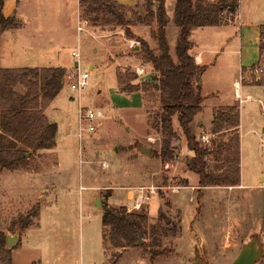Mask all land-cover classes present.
Returning a JSON list of instances; mask_svg holds the SVG:
<instances>
[{
	"label": "rangeland",
	"instance_id": "rangeland-1",
	"mask_svg": "<svg viewBox=\"0 0 264 264\" xmlns=\"http://www.w3.org/2000/svg\"><path fill=\"white\" fill-rule=\"evenodd\" d=\"M35 1L36 4L32 0L19 4L14 10L12 18L17 26L4 32L1 66H50L58 62L55 54L60 51L61 57L68 56L80 42L84 67L92 72L82 104L102 109L107 118L96 132L85 131L80 139L78 94L66 82L47 109L49 120L59 126L57 148L34 152L27 167L19 170L0 169V264L2 250L13 252L14 264H195L198 258L207 264H232L241 249L254 239H259L264 247V85L242 91V96H251L250 100L236 97L233 82L242 58L238 40L227 45L217 36L215 43L216 39L207 34L209 30L202 27L195 29L191 38L201 47L212 46L218 54L216 68L206 74V92L210 96L206 95L203 110L192 125L197 139L207 134L213 142L209 147L220 146L224 155V141H230L234 131L213 133L218 110L223 108L220 106H234L241 111L238 133L243 186L201 189L197 188L199 174L187 170L194 153L177 116L173 124L178 138L173 140L172 148L175 161L187 171L170 172L174 167L160 156L163 138L154 128L161 111L160 93L152 79L153 65L138 53L141 44L137 38L129 39L125 28L118 24H95V14L89 15L80 0ZM145 4L146 0H137L131 6L134 12L145 15ZM175 4L176 0L166 3L170 20L167 38L177 59L180 28L174 22ZM20 12L29 16V27L18 19ZM243 13H253L249 4H244ZM132 15L128 11V16L136 19ZM260 20L264 22V14ZM79 22L84 27L80 33ZM132 29L158 49L156 21H137ZM221 31L224 35L237 34L239 28L230 25ZM249 47L247 54L254 48L252 44ZM257 63L255 58L247 67ZM248 71L251 72L245 74L244 80L250 82L252 72H257ZM120 74L133 83H147L148 89L122 94ZM218 88L220 93L214 98L213 92ZM17 90L24 89L18 86ZM143 147L152 149L150 156L141 151ZM151 185L160 188L151 198L150 216H159L161 202L166 217L179 227L177 236L162 239V249L168 252L152 258L149 230L143 244L132 247L123 257L119 249L107 251L103 208L112 192L109 189L114 191L112 205L126 204L129 210H135L132 197L136 188ZM143 207L147 211L148 202ZM22 217L31 219L27 229L21 227ZM15 234L19 240L9 248L7 237ZM257 264H264V256Z\"/></svg>",
	"mask_w": 264,
	"mask_h": 264
},
{
	"label": "trees",
	"instance_id": "trees-1",
	"mask_svg": "<svg viewBox=\"0 0 264 264\" xmlns=\"http://www.w3.org/2000/svg\"><path fill=\"white\" fill-rule=\"evenodd\" d=\"M166 3L167 0H146V13L142 15L138 11L134 12V6L117 0H80L81 6L86 8L89 15L95 14L92 20L95 24H118L125 28L129 39L137 38L141 44V51L138 53H142L144 61L153 65L152 79L160 93L161 103V111L154 125L163 138L161 158L166 162H174L176 159L172 144L178 138L173 124V119L177 116L188 147L194 153L188 161V168L199 174V188L239 186L240 110L238 112V108L234 106L223 107L218 110L219 119L214 121V134L227 129L234 131L230 141H224L227 148L224 155L219 150L220 146L217 149L206 146L192 130V123L202 111L204 96L200 82L207 67L199 65L191 53L193 44L190 36L197 28L234 22L240 9V1L176 0L174 22L180 28L176 45L177 59L171 52L167 38L170 20ZM3 7L4 1L0 0V50L3 33L17 26L15 19L4 15ZM128 11L136 19L129 17ZM137 21L157 22L155 37L158 51L147 40L134 33L132 27ZM260 34V60L253 69L262 68L264 72V25ZM66 71L63 67L0 66V169L15 171L27 167L34 152L57 147L59 126L49 120L46 109L62 91ZM118 80L121 93L146 91L149 86L147 83H133L124 74H120ZM257 83L264 85V73ZM18 86L24 89L23 92L17 90ZM103 211V237L110 248L125 250L136 247L139 234L144 238L149 230L152 237L150 252L155 259L168 252L166 248L162 249V239L169 235L175 237L179 232L177 224L166 217L162 207L157 218H150L144 207L129 210L126 206L107 205ZM30 220L22 217L21 227L27 229L31 224ZM1 254L3 264H14L11 250H2Z\"/></svg>",
	"mask_w": 264,
	"mask_h": 264
},
{
	"label": "crops",
	"instance_id": "crops-1",
	"mask_svg": "<svg viewBox=\"0 0 264 264\" xmlns=\"http://www.w3.org/2000/svg\"><path fill=\"white\" fill-rule=\"evenodd\" d=\"M3 1H4V7H3L4 15L6 17H12L13 15H15L13 12L19 6V4H22V3L25 4L26 2H29L31 0H3ZM117 1L122 3V4L129 5V6H131L137 2V0H117ZM239 1H240V9L238 11L236 21L234 23L222 24V25H217V26H206V27H202V28L209 30L208 33L207 32L206 33L208 34V36L212 35L211 37L216 39L215 43H217V41H218L217 36L219 37L220 41L226 43L227 45L231 42H235L234 41L235 39L238 40V43L242 49V53H241L242 58L240 60L241 68H240L238 76H236L234 79L233 85L235 87V92H236V87H237L239 89L240 95L242 96V91L245 90V88L246 89H250V88L254 89V87L259 85L257 82L261 79V76L259 74H257V73L255 74L253 72L251 75L252 80L250 82L247 80H244V76L246 73L251 72L248 70L253 69V67L256 64L253 65L252 67H247V65H250L251 61H253V59H255V58L258 59V62L260 60V42H261V34L260 33H261V27L264 25V22H262V20H260V19L262 17V14H264V0H239ZM32 2H33V4H36L37 1L32 0ZM245 3L249 4V6H251V10H253V13L250 16L243 13V7H244ZM38 15H39V13H38ZM28 18H29V16H27V14H24L22 12H20V15L18 16V19H22L27 24V27H29L32 24V22L29 21ZM230 25H233V26L237 25L239 28L238 33L237 34L234 33V34H230V35H224V33L222 34L221 33L222 28L223 27H229ZM194 31L192 32V34L190 36V40L193 37ZM219 33H221V34H219ZM3 35H4V33H3ZM3 35H2V38H3ZM2 38H1V45H2ZM192 44H193V48L191 50V53L195 56L197 63L201 66L207 67V70L202 75L201 82H200V84L202 85V94H203L204 100H205V98L207 96H210V95H208V92H206V89L208 87L206 74H207V72H210L211 70H214L216 68L215 66H216L217 60H218V58H216V56L218 54L215 52V49H213L212 46L201 47L199 44L196 45L193 42H192ZM250 44H252L254 48L252 49L251 53L249 51V53L247 54V50H249L251 48V47H249ZM1 57L2 56H1V50H0V66H1ZM53 57H54V59H56L58 61L57 63L50 65V66H39V67H63L66 70H70L72 68L73 60L71 58V53L68 56L65 55L64 57H61L60 51H59L57 53V55L55 54ZM2 68H4V67H2ZM7 68H9V67H7ZM10 68H17V67H10ZM256 72H257V70H256ZM253 79L255 80L254 83H252ZM213 93H214L213 97L217 98L219 93H220L219 88L216 89ZM247 96H249V94H247L246 96H242L243 101L244 100L247 101V100L251 99V98L247 99ZM236 97L238 98L237 93H236ZM204 100H203V102H204ZM220 107H226V106H220ZM116 108H118V107H116ZM47 109H46V114H47ZM202 110H203V103H202ZM200 113L196 116L192 125H194V123L196 122V119L199 117ZM240 125H241V111H240ZM199 126L201 129L203 127V124L200 123ZM263 131H264V128H263ZM262 138H263V136H262ZM57 145H58V134H57ZM176 162H177V164H176ZM167 163H168L167 165H172L174 167L172 169V171H170L173 173L182 172V174H183L185 171L189 170V169L185 170L184 167H182L178 161L167 162ZM187 164H188V162H187ZM161 165H162V163H161ZM186 186L190 187V183L187 184ZM239 186H243L242 182ZM236 187H238V186H236ZM197 188H199V185ZM109 190H111L112 192L109 195V200L107 202V205L111 206L112 204L110 203V199L113 197L114 191H113V189H109ZM150 201L148 202L149 207L147 208L149 216H150V213H149L150 212ZM159 202H160V198H159ZM159 204H160V207H159V211H160L162 205H161V202ZM125 205L126 204H124L122 206H125ZM112 206H114V205H112ZM114 207H116V206H114ZM150 218H151V216H150ZM109 249L112 250L113 248H110L108 246L107 251H109ZM129 249H132V248H129ZM129 249H125V250L119 249V250H121L120 251V253L122 254L121 257H123L124 254Z\"/></svg>",
	"mask_w": 264,
	"mask_h": 264
},
{
	"label": "built area",
	"instance_id": "built-area-1",
	"mask_svg": "<svg viewBox=\"0 0 264 264\" xmlns=\"http://www.w3.org/2000/svg\"><path fill=\"white\" fill-rule=\"evenodd\" d=\"M238 15V14H237ZM237 17V16H236ZM236 20V19H235ZM87 21H85L86 23ZM230 23H232L230 21ZM84 31V27L81 22L78 24V32ZM71 58L73 60V66L70 70L66 71L65 74V83L67 82L72 90H74L78 94L79 99V137L83 138L84 132L87 131L89 133H94L98 130V126L104 122L107 118L106 113L102 109H95L85 107L82 104L83 93L88 89L90 85V79L92 72L90 70L85 69L84 67V59L83 53L81 49L80 42L78 46L74 47L71 51ZM263 72V69H257V73ZM236 93L240 101H243L242 96L239 93V89L236 87ZM250 96H247V99H250ZM202 143L206 146H210L211 139L207 134H202L200 139ZM263 141H264V132H263ZM159 188L156 185L151 186H140L136 188V194L132 197L134 200V209L140 210L143 208L144 204L149 202L151 198L159 193Z\"/></svg>",
	"mask_w": 264,
	"mask_h": 264
},
{
	"label": "water",
	"instance_id": "water-1",
	"mask_svg": "<svg viewBox=\"0 0 264 264\" xmlns=\"http://www.w3.org/2000/svg\"><path fill=\"white\" fill-rule=\"evenodd\" d=\"M139 49V47H137ZM148 156L151 155L152 149L143 147L142 150ZM261 181H264V176L262 177ZM98 207H101L100 199H97ZM8 246L9 248H13L16 242L19 240V235H8ZM143 244V237L142 234H139V241L138 245ZM264 256V247L263 243L259 239H254L249 244L245 245L241 251L239 252L238 256L234 259L232 264H257ZM195 264H207L201 258H198ZM212 264H221V263H212Z\"/></svg>",
	"mask_w": 264,
	"mask_h": 264
}]
</instances>
